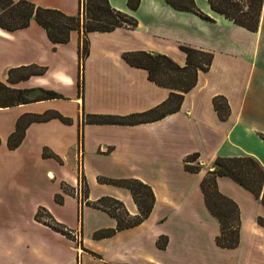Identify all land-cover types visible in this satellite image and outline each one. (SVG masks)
I'll list each match as a JSON object with an SVG mask.
<instances>
[{"label": "crops", "instance_id": "1", "mask_svg": "<svg viewBox=\"0 0 264 264\" xmlns=\"http://www.w3.org/2000/svg\"><path fill=\"white\" fill-rule=\"evenodd\" d=\"M30 1L71 15L81 2ZM108 1L137 23L87 32L84 57L82 27L60 43H53L33 16L25 27L0 28V81L25 90L27 97L0 106V264H264V227L257 222L264 219L261 194L256 197L228 175L216 177L217 189L239 211L238 242L222 247L215 240L219 221L200 187L216 157L250 155L264 168V0L256 31L213 11L207 0L194 3L211 20L165 0H139L134 9L127 0ZM180 45L211 52L212 59L183 93L177 111L133 124L86 120L91 114L143 112L167 99L171 89L150 80L145 68L130 65L122 54L162 53L184 65ZM29 65L42 67V73L15 70L9 77V69ZM49 90L60 97L46 96ZM215 96L228 105L223 119L213 106ZM50 111L69 121L32 120L18 145L8 147L19 118ZM100 178L148 184L154 194L149 215L97 236L114 229L116 219L89 202L108 196L130 215L138 214L128 188ZM39 209L78 231V240L37 219Z\"/></svg>", "mask_w": 264, "mask_h": 264}, {"label": "trees", "instance_id": "2", "mask_svg": "<svg viewBox=\"0 0 264 264\" xmlns=\"http://www.w3.org/2000/svg\"><path fill=\"white\" fill-rule=\"evenodd\" d=\"M165 1L176 9L191 11L202 19L211 20L208 15L196 6L194 0ZM207 1L213 11L232 20L237 25L251 31H256L263 0ZM138 3L139 0H127L128 7L132 9L136 8ZM0 5L2 6L3 3H0ZM4 7H9L7 14L10 20L8 19L9 22L0 20V28L12 31L25 27L33 16L44 28L48 38L53 43L66 42L71 30L82 27L83 36L80 41V54L82 57L88 53L87 32L94 30L109 31L122 26L132 28L137 23L133 16L112 7L108 0H81L78 13L72 15L55 8L35 5L30 0H6ZM180 49L186 55L184 65L177 64L170 57L162 53L138 50L122 54L123 59L130 65L145 68L150 80L170 88L171 92L167 99L143 112L131 113L124 116L91 114L86 117V120L93 123L133 124L155 120L168 113L177 111L180 108L183 93L196 83L199 70H207L209 68L212 59V53L208 51L186 45H180ZM15 70H23L25 71V75H30L42 73L43 68L29 65L14 70L9 69V77H11V73ZM0 90L5 96L3 99L0 97V106L12 105L16 102H25L27 100L25 90L10 88L1 81ZM46 96L60 97L58 93L51 90L46 92ZM212 102L218 116L222 119L225 118L229 112L225 99L222 96H215ZM51 117H57L63 122L69 121L67 117L62 116L56 111H50L41 115L32 114L19 118L16 123V130L7 139L8 147L14 148L18 145L26 123L32 120H45ZM43 154H45V151ZM195 157V153L188 156L190 160ZM185 168L192 172L198 170L197 165L185 164ZM219 175L230 176L237 183L251 191L256 197L261 194V200L264 203V168L256 158L250 155L216 157L214 168L207 171L200 182L205 204L208 210L216 216L220 224V232L215 239L216 243L222 247H234L238 242L239 211L237 204L217 189L216 177ZM99 180L128 188L138 208V214L130 215L121 201L108 196H103L94 202H89L88 205L105 210L116 219V227L114 229L96 233L97 236H107L116 230L134 226L142 222L149 215L154 203V194L148 184L138 179L116 180L100 178ZM38 212L39 210L35 216L40 220L41 216ZM48 219L49 221L44 219L43 221L54 230L69 235L65 227L54 221L49 214ZM257 222L264 227V219L258 218ZM157 243L158 246L162 247L165 241L158 239Z\"/></svg>", "mask_w": 264, "mask_h": 264}, {"label": "rangeland", "instance_id": "3", "mask_svg": "<svg viewBox=\"0 0 264 264\" xmlns=\"http://www.w3.org/2000/svg\"><path fill=\"white\" fill-rule=\"evenodd\" d=\"M0 3L2 4L3 3V5L5 6V3H6V0H0ZM1 6L0 5V20H2V21H8L9 22V16H8V10H9V7H7V8H5L4 6ZM9 19V20H8ZM24 73V72H23ZM23 73H20V74H23ZM0 97L3 99V97L5 98V96H4V93L0 90ZM82 200H83V197H82ZM39 214H40V220H42L43 221V219L44 220H48L49 221V219H48V213L47 212H44L43 210H41V209H39V212H38ZM65 229H66V227H65ZM68 232H69V235H70V237H72V238H75V239H77L78 240V231H74V230H69V229H66Z\"/></svg>", "mask_w": 264, "mask_h": 264}]
</instances>
